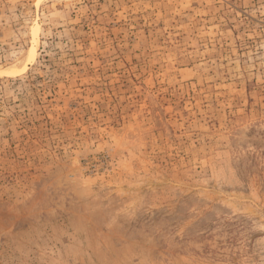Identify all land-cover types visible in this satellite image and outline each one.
Returning <instances> with one entry per match:
<instances>
[{
    "label": "rangeland",
    "instance_id": "374dc122",
    "mask_svg": "<svg viewBox=\"0 0 264 264\" xmlns=\"http://www.w3.org/2000/svg\"><path fill=\"white\" fill-rule=\"evenodd\" d=\"M0 264H264V0H0Z\"/></svg>",
    "mask_w": 264,
    "mask_h": 264
}]
</instances>
